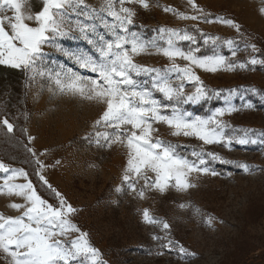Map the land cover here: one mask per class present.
<instances>
[{
    "label": "rangeland",
    "instance_id": "obj_1",
    "mask_svg": "<svg viewBox=\"0 0 264 264\" xmlns=\"http://www.w3.org/2000/svg\"><path fill=\"white\" fill-rule=\"evenodd\" d=\"M111 2L118 11L121 7L119 0ZM85 3L90 11L94 9L112 22L106 11L108 0H85ZM147 3V8L138 3L125 2L123 5L135 11L133 24L128 27L141 40H155L160 47H166V40L159 39L162 27L187 30L197 37V42L178 41L177 46L184 51L199 48L195 53L197 56L218 53L230 62L246 64L244 69L237 67L232 71L207 72L194 68L204 87L211 90L210 98L199 104L181 105L193 117L202 118L211 116L217 109L229 106L238 109L218 117L228 126L225 136L230 138V144L226 140L205 145L195 137L171 135V130L164 124L153 125L158 129L154 136L163 140L214 146L205 153H215L224 162L205 156L206 167L210 171L189 174L188 180L194 187L186 191L172 186L174 181L164 192L143 189V178L137 180L133 176L132 182H135L137 190L145 192L141 198L123 180L127 147L119 143L109 145L102 137H97L98 132L113 133V129L103 123L96 125L105 105L79 94L59 91L46 75L32 78L27 73L25 150L36 165V177L54 194L56 205L51 204L53 207H59V200L51 189L59 192L76 209L70 217L71 222L80 232L87 233L89 244L100 253L101 264H264V143L260 142L264 140V135H261L264 134V64L248 63L253 57L264 60V0H195L203 9L202 13L193 10L187 0H147ZM43 7L44 0H26L24 11L32 15ZM167 7L200 18L179 19L173 12L165 11ZM3 15L12 16L14 13L6 11ZM217 17L234 21L240 26L239 32L220 22H205V18L216 21ZM78 22L95 23L101 34L111 38L99 19H87L69 10L65 25L73 31L69 37L57 38V43L63 48L96 55L95 50L75 31ZM5 28L8 29L7 24ZM215 37L219 40L213 45L211 38ZM206 38L209 39L208 44L204 42ZM227 40H232L234 47H238L235 57L224 43ZM249 45H255L256 51ZM44 51L49 66L58 68L62 65L82 77L96 78L95 73L79 67L55 48L45 47ZM133 59L151 69L170 67V61L153 47ZM176 62L181 66L187 64L184 60ZM152 75L154 73L142 74L137 79L150 83ZM173 83H179L175 74ZM184 86L186 93L195 89L194 82H185ZM155 96L163 99L160 93H155ZM246 104L252 107H244ZM245 137L255 139L257 143L241 145L236 142L238 138ZM2 151L5 156L10 155L9 149L3 148ZM31 158H26L24 153L21 161L27 166ZM37 160L44 165L43 168ZM0 163L10 170L23 169L27 173V180L18 177L9 183L31 181L23 167L1 159ZM242 165H247L249 170L245 171ZM212 171L216 175H212ZM38 172L51 189L40 180ZM8 175L11 171H0V186L4 187V191L0 192V214L17 217L23 209L16 210L9 205L23 204L24 200L7 192L4 179ZM149 175L154 179L153 174ZM145 209L160 223L146 222L143 217ZM209 217L212 218L211 224L207 222ZM163 223H167L169 228L164 229ZM78 235L68 233L61 239L70 242ZM180 247L193 255L182 254ZM81 259L83 264H91L90 258ZM0 264H10V257L3 252H0Z\"/></svg>",
    "mask_w": 264,
    "mask_h": 264
},
{
    "label": "snow or ice",
    "instance_id": "obj_2",
    "mask_svg": "<svg viewBox=\"0 0 264 264\" xmlns=\"http://www.w3.org/2000/svg\"><path fill=\"white\" fill-rule=\"evenodd\" d=\"M121 7L117 11L111 2L107 3V14L112 22L104 19L95 10H89L85 0H44L43 9L33 17L24 11L26 0H0V64L9 65L13 68L23 69L36 76H48L57 85L59 91L79 94L82 97L95 100L105 105L102 116L96 125L103 123L112 128L113 133H97L109 145L119 143L125 145L128 150L127 166L123 176L124 182L133 192L143 198V189H152L164 192L170 182L174 181L177 190L186 191L194 187L188 180L192 172L208 173L205 156L213 160H221L215 153L193 149L190 159L180 154L178 145L163 140L154 133L158 131L153 125L164 124L171 130V135L195 137L203 144H218L225 142L230 144V138L225 136V128L228 127L219 116L225 112L231 114L237 111L234 106L226 109H217L211 116L202 118L193 117L191 113L183 110V104H199L210 98L209 92L203 82L194 72L199 68L207 72L218 70L232 71L235 68L244 69L246 64L230 62L225 56L218 53L209 56H197L199 48L184 51L177 46L178 41H190L195 44L197 37L187 30L161 28L159 39L166 40V47H160L155 40L145 42L140 36L129 30L133 24L135 11L124 7L127 3H138L147 8V0H119ZM187 3L198 13L203 9L195 3V0H187ZM82 15L87 19H99L105 31L111 38H106L97 30L95 23L78 22L75 31L79 32V38L90 45L96 55L88 51L63 48L57 43V38L69 37L73 29L65 25L68 11ZM165 11L173 12L179 19L197 20V15L188 16L185 13L167 7ZM6 11L14 13L12 16L3 15ZM264 11V10H262ZM35 19L36 26H30L26 21ZM205 22H220L231 26L239 32L240 26L230 19L217 17L216 21L205 18ZM5 24L8 25L6 30ZM203 36V33L201 34ZM76 39L77 37H72ZM219 37L211 38L213 45ZM205 44L209 39L204 40ZM231 49L232 57L237 55L238 47H234L232 40L224 42ZM45 47L55 48L64 56L72 60L79 67L88 69L96 74V78L89 79L65 69L62 65L52 67L47 64ZM153 47L158 54L163 55L170 61V67L165 69H151L137 64L133 57L144 53L147 48ZM256 51L255 45H249ZM187 62L181 66L176 61ZM249 64H264V60L251 58ZM151 81L137 79L142 74H152ZM173 74L179 83H173ZM185 82H194L195 89L191 93L185 92ZM155 93H160L163 99H157ZM218 95V93H217ZM166 101V102H165ZM244 107H252L250 104ZM3 123L9 132L13 131V125L7 120ZM264 135V134H261ZM32 139L31 137L29 138ZM99 142V139L98 141ZM237 143H257V140L238 138ZM264 143V140L260 141ZM227 146V145H226ZM29 151H32L29 149ZM37 164L44 165L37 160ZM248 171L247 165H242ZM0 171L9 173L4 179L9 194L22 197L23 204L12 203L9 206L23 212L17 217H4L0 214V252L10 257V264H83L82 257L91 260V264H101L99 251L92 247L87 240V233L71 222V215L76 209L55 189H51L44 176L37 173L40 180L55 193L59 200V207H53L42 199L33 187L31 181L23 184L9 183L15 178L23 177L27 180V173L23 169H9L0 163ZM149 173L154 175V179ZM216 175L214 171L211 173ZM144 180L143 189L137 190L132 177ZM118 191L120 189H117ZM4 187L0 186V192ZM184 207V205H181ZM146 222L160 223L150 217L147 209L143 212ZM212 218H208L211 224ZM163 228L169 225L163 223ZM68 233H79L78 237L65 242L61 237ZM159 239V237H154ZM171 243V242H169ZM167 247V245H166ZM182 254L187 250L180 247Z\"/></svg>",
    "mask_w": 264,
    "mask_h": 264
},
{
    "label": "trees",
    "instance_id": "obj_3",
    "mask_svg": "<svg viewBox=\"0 0 264 264\" xmlns=\"http://www.w3.org/2000/svg\"><path fill=\"white\" fill-rule=\"evenodd\" d=\"M26 83L27 73L23 69L0 64V159L8 164L26 169L37 193L50 204L56 205L54 194L37 179L35 174L36 165L25 150ZM3 120H7L13 125L12 132H9L2 124ZM172 143L179 146L177 151L180 154L187 155L190 159H194L190 154L193 149L205 152L214 148V146L203 147L198 142L181 144V142L175 141ZM3 148L9 149V156H5L2 151ZM24 153L26 158H31L27 166L21 161Z\"/></svg>",
    "mask_w": 264,
    "mask_h": 264
},
{
    "label": "crops",
    "instance_id": "obj_4",
    "mask_svg": "<svg viewBox=\"0 0 264 264\" xmlns=\"http://www.w3.org/2000/svg\"><path fill=\"white\" fill-rule=\"evenodd\" d=\"M35 14L36 13H32V16L34 17L35 16ZM30 26H36V23H35V19L33 18V20L31 21V23L29 24ZM8 30V29H7ZM2 65H4V64H2ZM4 66H8V67H11V66H9V65H4Z\"/></svg>",
    "mask_w": 264,
    "mask_h": 264
}]
</instances>
